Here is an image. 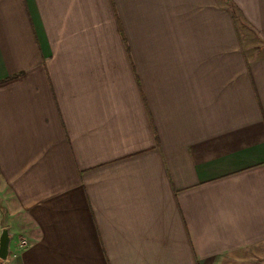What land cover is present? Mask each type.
Returning <instances> with one entry per match:
<instances>
[{"label": "crops", "instance_id": "obj_1", "mask_svg": "<svg viewBox=\"0 0 264 264\" xmlns=\"http://www.w3.org/2000/svg\"><path fill=\"white\" fill-rule=\"evenodd\" d=\"M3 228L0 264H264V0H0Z\"/></svg>", "mask_w": 264, "mask_h": 264}, {"label": "water", "instance_id": "obj_2", "mask_svg": "<svg viewBox=\"0 0 264 264\" xmlns=\"http://www.w3.org/2000/svg\"><path fill=\"white\" fill-rule=\"evenodd\" d=\"M11 236L8 229L3 228L0 233V260L8 259L10 253Z\"/></svg>", "mask_w": 264, "mask_h": 264}, {"label": "built area", "instance_id": "obj_3", "mask_svg": "<svg viewBox=\"0 0 264 264\" xmlns=\"http://www.w3.org/2000/svg\"><path fill=\"white\" fill-rule=\"evenodd\" d=\"M24 246H25V243L24 242H20L19 245H18V251L20 249H22Z\"/></svg>", "mask_w": 264, "mask_h": 264}, {"label": "rangeland", "instance_id": "obj_4", "mask_svg": "<svg viewBox=\"0 0 264 264\" xmlns=\"http://www.w3.org/2000/svg\"><path fill=\"white\" fill-rule=\"evenodd\" d=\"M246 36H247L246 34H244V35L242 34L243 43H247L248 38H246Z\"/></svg>", "mask_w": 264, "mask_h": 264}]
</instances>
